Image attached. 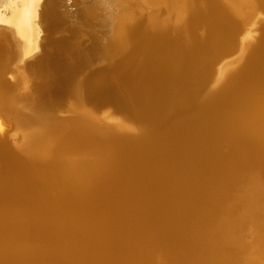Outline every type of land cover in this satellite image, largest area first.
<instances>
[{
	"label": "bare ground",
	"instance_id": "1",
	"mask_svg": "<svg viewBox=\"0 0 264 264\" xmlns=\"http://www.w3.org/2000/svg\"><path fill=\"white\" fill-rule=\"evenodd\" d=\"M19 1L0 0L5 39L0 76L11 59L19 64L17 71L23 70L43 44L42 12L51 1L31 0L33 30L26 27V36L11 26ZM80 1L74 12L64 0L49 7L47 18L60 24L59 42L32 78L21 77L29 96L11 101L22 103L30 115H17L15 121L26 158L0 151V198L18 199L0 210V264H159L157 253L161 264H249L257 252L263 258L264 243L254 231L264 234V220H248L264 213V46L246 43L262 17L257 0H203L202 9L187 0L166 4L169 18L184 24L188 39L192 16L193 24L211 23V49L234 37L240 41L238 56L211 70L208 47L194 49L186 39L174 48L151 19L131 33L133 13L155 12L160 3ZM227 4L233 6L231 15ZM83 6H89L85 15L76 14ZM242 7L248 11L244 15ZM79 21L83 27L67 31L66 25ZM130 48L144 49L143 59L133 72L134 55L123 61V91L96 79L83 82L91 63L80 66L91 57L112 61ZM251 59L256 68L244 85L246 93L218 103L211 89ZM152 63L160 67L152 70ZM190 67L191 87L185 82ZM206 83L212 88L199 98ZM85 91L89 101L115 100L119 106H87ZM193 110L198 111L194 117L181 119ZM58 111L71 113L75 122L60 124ZM41 122L48 127L38 130ZM5 129L0 125V132ZM133 132L140 135H127ZM240 185L243 194L235 196ZM32 221L44 224L49 236L31 240ZM246 234L256 242L247 243Z\"/></svg>",
	"mask_w": 264,
	"mask_h": 264
},
{
	"label": "water",
	"instance_id": "2",
	"mask_svg": "<svg viewBox=\"0 0 264 264\" xmlns=\"http://www.w3.org/2000/svg\"><path fill=\"white\" fill-rule=\"evenodd\" d=\"M51 1V4L48 5L46 4L45 9H43L42 12V38L41 41L43 42L41 48L37 53H35L30 60L26 63V66L23 68L21 71H17L15 68L19 67V64L15 62L13 59L8 60L6 62V67L5 70L3 71L2 75L0 76V117L3 118L4 123H5V131L0 132V151L3 149L7 148L13 153H21L22 151V144H21V135L20 133L17 135L16 134V122L17 115L20 116H26L30 115V111L25 109L24 105L22 103L18 104H11L12 99L16 97H24V96H29V92L26 90L22 89L21 87V77L24 74H28L33 77L34 73L33 70L36 68H39L43 63H45L51 53V46L55 43H58L59 37L57 36V30L60 27V24H53L49 21L47 18V10L50 9L49 7L52 6V3H54L55 0H49ZM156 3H160V8L157 11H152L150 8L147 10L145 9L144 12H139L135 11L133 13V18L131 22H129V30L132 31L135 29H142L145 25H147L148 21L151 19L153 26H160L159 28L162 29L163 31H166V37L171 43L174 45V48L180 47L183 43L184 40L188 39L185 36L184 33V24H176L174 19L169 18L168 13L166 11V4H168L171 0H152ZM195 3L198 8L202 9V1L203 0H187ZM221 1V0H219ZM256 3V2H255ZM256 5V4H254ZM228 14L231 15L232 13V8L231 4H227ZM257 12L262 16L258 20V36L256 37L255 44L257 43V48L259 50L264 46V0H257ZM238 12V11H237ZM243 12V13H242ZM248 11H243V7L240 8L239 13L241 15H244ZM258 14V15H259ZM229 15V16H230ZM189 18H192L189 26V44L195 49L196 47L203 48V47H208V53L210 55V58L208 59V67L211 69L219 67L223 62H225L228 59H233L238 56L240 53V41L238 39L235 40V37L233 41L226 40L218 43L216 47L211 49L209 47V36H210V29L212 27L208 24V22H198L194 23V19L192 16ZM232 21H236V23L239 25L241 23L240 18L237 20L235 17L233 18ZM73 25H66L67 31H69V26H75L76 28L81 27L82 21L72 23ZM64 26V25H63ZM61 26V27H63ZM150 26V25H149ZM83 27V26H82ZM2 27L0 25V47H2L5 44V39L2 35ZM128 30V31H129ZM151 34V33H150ZM149 34V35H150ZM173 47V46H172ZM143 51L144 49H139V50H134L132 48L127 49L126 53L120 57L119 59L116 60H106L103 57H96L93 56L90 58V62H85L82 64L80 67L87 66L86 64L91 63L89 67L87 68L86 71L82 73V79H84V83L87 81L93 79V80H98L101 82L108 83L110 87L112 86L113 89H121L123 91L125 83H124V74L121 65H123V61L128 57L129 55H134L132 58V61L129 65V71L133 72L135 71L140 64H142V59H143ZM1 55V53H0ZM152 67H150L152 70L158 69L160 66L156 63H152ZM242 67V66H240ZM238 67L234 72H236V76L231 77L228 75L226 78H224L215 88H212V84L209 86L204 87V89L200 93L201 98L206 90L211 89V94L214 93L215 95H219L217 102L221 103L223 101H226L228 99H231L234 93L241 92L246 93L244 88V85L248 79H250L255 71L256 65L253 62V60L247 61V64L243 68ZM258 67V66H257ZM188 69L186 71L185 76V82L187 83V86L191 87V85H194L193 80L194 76H192V73L190 72L192 70ZM151 71V70H150ZM125 72V71H124ZM126 73V72H125ZM136 73V72H135ZM152 73V71H151ZM36 76V75H35ZM233 76V75H232ZM81 79V80H82ZM36 80H32L31 86H36L38 84H34ZM248 82V81H247ZM39 83V82H36ZM192 83V84H190ZM194 87V86H193ZM35 88H38L37 86ZM197 90V89H196ZM88 93L85 91V100L87 106H94L96 109H102L105 106H111L114 110L116 107L119 106V103L116 102L115 100H110V101H105V102H93L89 101V97H87ZM190 95V94H189ZM109 103V104H108ZM56 118L58 119V122L62 125H66L69 123H74L73 115L71 113L63 112V111H58L55 114ZM10 119L11 121H8L7 119ZM5 118V119H4ZM11 122V123H9ZM128 136L131 138H137L140 134L139 132H133V133H128ZM4 166L0 165V173L3 170Z\"/></svg>",
	"mask_w": 264,
	"mask_h": 264
},
{
	"label": "rangeland",
	"instance_id": "3",
	"mask_svg": "<svg viewBox=\"0 0 264 264\" xmlns=\"http://www.w3.org/2000/svg\"><path fill=\"white\" fill-rule=\"evenodd\" d=\"M20 0L19 2H17L14 7H13V10H12V18H11V26L14 28V29H17V32L20 31L22 32L23 35L26 36V34H28V31L25 30L26 27L30 26L33 30V26H32V23H33V20H34V7H33V3L31 2V0ZM112 5H114L115 3H121L122 1L124 0H110ZM65 4H67L69 7V12H74V10L72 9L73 7H75L76 4H80L82 5V2L80 0H77L75 2H71L70 0H64ZM23 3V4H22ZM105 7H107L109 10H114V8H111V6L109 5H105ZM87 8H89V6L85 7L83 6L80 10L76 11V14L78 13L79 15H85L86 11H87ZM71 9V10H70ZM96 19H93L91 22L95 21ZM88 23V22H87ZM257 26V25H256ZM249 30V29H248ZM250 32V35H249V40L247 39L248 42H246L248 45L252 44L255 42L256 40V37L258 36V31H257V27L256 28H252L251 30H249ZM256 32V33H255ZM255 34V35H254ZM253 36V37H252ZM22 39V38H21ZM85 40V39H84ZM53 80H58L57 79H51V81L53 82ZM200 111V110H199ZM198 113L197 110H193L191 112H189L188 114H186L185 116H183L181 119L184 120L185 118H192L194 117V115ZM184 118V119H183ZM103 121V120H102ZM0 125L2 127H4V122L0 119ZM40 125H43V127H45V129L48 127V125L46 124H43V122L41 123H38V130L40 129ZM4 129V128H3ZM37 131V130H36ZM223 144V145H222ZM220 146H222V151L224 150L225 151V145L224 143H222ZM223 151V152H224ZM28 153V152H27ZM226 153H229L228 151ZM30 154V153H29ZM19 158H26L25 155H23L22 153H20L19 155ZM21 156V157H20ZM23 156V157H22ZM229 160H231L229 158ZM1 165V164H0ZM243 186V187H242ZM242 187V188H241ZM245 187V185H240L238 186V188L236 189L237 192H233L235 196H241L243 194V188ZM242 189V190H240ZM239 190V192H238ZM238 193V194H237ZM240 193V194H239ZM53 194V195H52ZM57 193L56 192H52L50 193V197L53 199V200H58L59 199V196L58 194L56 195ZM13 200V201H12ZM14 200H18V199H14L13 197H3V198H0V210L2 209H5V208H8V206L10 204H13L12 202H14ZM231 211H235V209H230ZM236 212H233V216L234 215H237L235 214ZM252 217V218H251ZM251 219V220H250ZM249 222L251 223H257V222H262L264 220V213H254V214H251L250 217H249ZM243 223V222H242ZM250 223V224H251ZM243 225V224H242ZM252 225V224H251ZM254 226V225H253ZM31 227V228H30ZM206 229V227L204 228ZM254 229V228H253ZM45 233H44V231ZM47 228H45L44 224H41V223H38V222H35V221H32L30 224H29V236L31 237V240H35V239H38V238H41V237H45L46 236H49L48 233L50 234L49 230H47ZM43 231V232H42ZM240 232H244V230L242 228L239 229ZM48 232V233H47ZM47 233V234H46ZM41 236H39V235ZM254 234H256L259 238L262 240V242L264 243V234L261 236L260 234H258V231L257 233H255L254 231ZM44 235V236H43ZM246 234V237H245V241H246V238H247V243H250V244H254L256 241L255 240H251L250 236ZM34 236V237H33ZM36 237V238H35ZM33 238V239H32ZM231 246V245H230ZM227 250H231L230 248H227L225 247ZM234 248V247H233ZM257 252V250H255ZM248 252V251H247ZM249 253V252H248ZM262 253H253V254H250V257H248V262L249 264H254V263H258L259 261H261V259L264 260V257L262 258ZM155 259L157 262H159V264H161V260H162V256L160 255V253H157L155 255ZM43 262H46V259L43 258L42 259ZM161 261V262H160ZM264 264V261L263 263Z\"/></svg>",
	"mask_w": 264,
	"mask_h": 264
}]
</instances>
